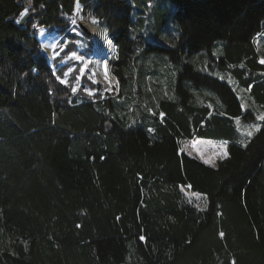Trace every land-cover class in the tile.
Instances as JSON below:
<instances>
[{
	"label": "trees",
	"instance_id": "1",
	"mask_svg": "<svg viewBox=\"0 0 264 264\" xmlns=\"http://www.w3.org/2000/svg\"><path fill=\"white\" fill-rule=\"evenodd\" d=\"M79 21L115 46L110 87L78 81ZM263 30L264 0H0V264H264V117L237 124L264 115ZM195 138L228 156H190Z\"/></svg>",
	"mask_w": 264,
	"mask_h": 264
},
{
	"label": "rangeland",
	"instance_id": "2",
	"mask_svg": "<svg viewBox=\"0 0 264 264\" xmlns=\"http://www.w3.org/2000/svg\"><path fill=\"white\" fill-rule=\"evenodd\" d=\"M90 22L95 21L85 22V24H88ZM79 23L80 21L77 22L76 25L79 26ZM170 32L172 36L175 34L174 29L170 30ZM77 33L79 35H82L79 30H77ZM171 34H167V36L165 35L167 37V41L171 39ZM39 37L42 42V52L47 56L49 62L51 63L57 56H59L60 51L63 48L61 46L62 37L57 33H49L44 28L40 29ZM91 39L93 41L92 54H90L88 57L82 55L81 53L83 52L86 44L83 41H79V53L75 52L70 56V59H73L74 61L76 60V62L80 63L81 65L78 81L81 80L83 75H86L92 78L94 82L99 80L100 82L110 87L113 85L114 80L111 74L109 61L115 56V47L113 55L99 57L95 55L96 43L92 34ZM256 43L261 52L262 62H264V30L257 37ZM165 58L166 57L161 55L160 53L151 52L147 60L151 67L160 68L162 64L166 65V62L164 60ZM77 66L78 64L73 65L67 70L66 77L62 79V82L64 84L68 83L69 78L71 77L73 71L77 68ZM240 93L243 94L244 91L241 90ZM204 95L205 94L203 93H197V97L199 99H203ZM244 111L248 112L245 106ZM263 117L264 115H260L256 118L257 120L255 119L256 121H250L248 118L246 120H237V124L239 126V136L242 137L241 140L248 138V136H251L253 133L256 134L260 130L261 120ZM181 148L190 156L196 157L212 167H217L219 162L228 156L229 142L213 141L201 138H195L192 140L183 139L181 141ZM182 190L190 202L194 203L199 208H204L207 201L203 195L194 193L187 187H182Z\"/></svg>",
	"mask_w": 264,
	"mask_h": 264
},
{
	"label": "bare ground",
	"instance_id": "3",
	"mask_svg": "<svg viewBox=\"0 0 264 264\" xmlns=\"http://www.w3.org/2000/svg\"><path fill=\"white\" fill-rule=\"evenodd\" d=\"M24 18V17H23ZM22 18V19H23ZM86 26L91 31V34L96 43V56L113 55L114 46L107 36V32L96 22H90Z\"/></svg>",
	"mask_w": 264,
	"mask_h": 264
},
{
	"label": "water",
	"instance_id": "4",
	"mask_svg": "<svg viewBox=\"0 0 264 264\" xmlns=\"http://www.w3.org/2000/svg\"><path fill=\"white\" fill-rule=\"evenodd\" d=\"M29 18V14H27L21 21H20V26H23L26 24L27 20ZM80 27L89 35H91V31L89 30V28L86 26L85 22L81 21L79 23ZM102 27V26H101ZM103 28V27H102ZM107 129L111 128L110 123L106 124Z\"/></svg>",
	"mask_w": 264,
	"mask_h": 264
},
{
	"label": "crops",
	"instance_id": "5",
	"mask_svg": "<svg viewBox=\"0 0 264 264\" xmlns=\"http://www.w3.org/2000/svg\"><path fill=\"white\" fill-rule=\"evenodd\" d=\"M237 120H238V119H237ZM239 120H241V119H239ZM238 127H239V126H238ZM252 135H253V134H252ZM249 137H250V136H248V138H249ZM248 138H246V139H248ZM246 139H245V140H246Z\"/></svg>",
	"mask_w": 264,
	"mask_h": 264
},
{
	"label": "built area",
	"instance_id": "6",
	"mask_svg": "<svg viewBox=\"0 0 264 264\" xmlns=\"http://www.w3.org/2000/svg\"><path fill=\"white\" fill-rule=\"evenodd\" d=\"M26 3H28V1Z\"/></svg>",
	"mask_w": 264,
	"mask_h": 264
}]
</instances>
